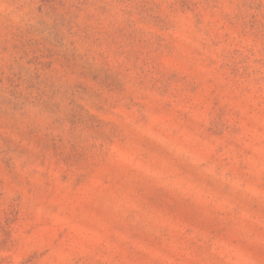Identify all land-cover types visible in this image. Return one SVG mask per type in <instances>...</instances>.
Instances as JSON below:
<instances>
[{"label": "rangeland", "instance_id": "1", "mask_svg": "<svg viewBox=\"0 0 264 264\" xmlns=\"http://www.w3.org/2000/svg\"><path fill=\"white\" fill-rule=\"evenodd\" d=\"M0 264H264V0H0Z\"/></svg>", "mask_w": 264, "mask_h": 264}]
</instances>
